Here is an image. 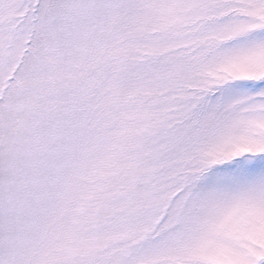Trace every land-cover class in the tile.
<instances>
[{
    "label": "snow or ice",
    "instance_id": "6c2138e0",
    "mask_svg": "<svg viewBox=\"0 0 264 264\" xmlns=\"http://www.w3.org/2000/svg\"><path fill=\"white\" fill-rule=\"evenodd\" d=\"M0 264H264V0H0Z\"/></svg>",
    "mask_w": 264,
    "mask_h": 264
}]
</instances>
